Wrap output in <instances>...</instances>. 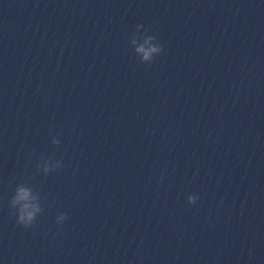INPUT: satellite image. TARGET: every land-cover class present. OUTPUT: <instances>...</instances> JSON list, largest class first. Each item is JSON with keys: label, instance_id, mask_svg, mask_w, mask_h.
Listing matches in <instances>:
<instances>
[{"label": "clouds", "instance_id": "1", "mask_svg": "<svg viewBox=\"0 0 264 264\" xmlns=\"http://www.w3.org/2000/svg\"><path fill=\"white\" fill-rule=\"evenodd\" d=\"M143 28V25H138L137 29ZM147 31V30H145ZM144 44L139 45L135 52L140 58V62L151 64L154 59L162 52V46L157 41L155 36L144 35ZM147 45V46H145ZM52 143L59 144V140L53 137ZM57 167H60V162L57 161ZM56 167V168H57ZM54 170L53 168L45 167L43 171L47 174ZM198 197L189 195L187 200L189 204H195ZM10 207L15 209L16 222L24 228L31 227L37 220V217L44 211L39 192H34L31 187L26 184H18L15 193L10 200ZM67 219L66 213H61L57 216V224L62 225Z\"/></svg>", "mask_w": 264, "mask_h": 264}]
</instances>
